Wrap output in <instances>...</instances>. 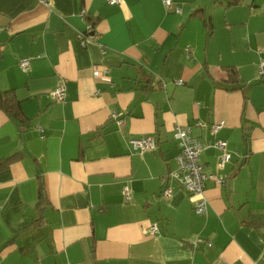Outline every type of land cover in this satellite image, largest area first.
Returning a JSON list of instances; mask_svg holds the SVG:
<instances>
[{"label":"crops","instance_id":"1","mask_svg":"<svg viewBox=\"0 0 264 264\" xmlns=\"http://www.w3.org/2000/svg\"><path fill=\"white\" fill-rule=\"evenodd\" d=\"M230 1L0 0V89L23 113L0 109V264H264V0ZM176 125L227 142L223 167L199 156L225 177L205 214L169 178Z\"/></svg>","mask_w":264,"mask_h":264},{"label":"built area","instance_id":"2","mask_svg":"<svg viewBox=\"0 0 264 264\" xmlns=\"http://www.w3.org/2000/svg\"><path fill=\"white\" fill-rule=\"evenodd\" d=\"M109 3H117L119 0H108ZM172 0H162L165 7L171 6ZM41 3L47 4L49 0H40ZM176 12H179L180 9L176 8ZM19 66L24 70H28L29 68V59L21 58L19 60ZM107 71L103 70L102 72H96L95 75L105 74ZM259 78L264 80V56H262L259 68H258ZM57 100H64L65 98V88L60 85L51 93ZM113 118L116 117V114H113ZM118 123L121 124L122 121L118 120ZM223 122L212 124L211 130L213 132L217 131ZM174 138L178 141L179 146L181 148L180 153L176 156V160L178 162V171L169 175V178L173 179L184 191H186L191 196L195 197L193 210L197 214H205L207 200L203 194L204 191V182L206 180H211L216 182L217 184H222L225 182V177L223 175L208 173L205 170V166L200 161V153L206 147H214L219 150L218 157V165L219 167H223L226 162L230 159V154L227 149V142L224 140H216L212 144L202 143L198 138L192 136L191 127L189 125H176L174 134ZM130 144L133 150L139 154H142L145 151L153 150L155 148L156 140L153 135H144L139 138L130 139ZM164 187L161 191V194L164 197H168L172 194V188L168 184V179L163 178ZM124 198L126 201L131 199V191L128 187L124 190ZM148 233L155 234L157 232V227L155 224L151 225L148 230ZM198 240H196L197 242ZM210 246L211 243L208 242Z\"/></svg>","mask_w":264,"mask_h":264},{"label":"trees","instance_id":"3","mask_svg":"<svg viewBox=\"0 0 264 264\" xmlns=\"http://www.w3.org/2000/svg\"><path fill=\"white\" fill-rule=\"evenodd\" d=\"M238 2L239 0H231L228 5L237 4ZM229 71L231 72L230 80L235 82L238 78L236 71L234 69H229ZM0 109H2L12 118H23L20 101L16 98L13 90L0 89Z\"/></svg>","mask_w":264,"mask_h":264}]
</instances>
